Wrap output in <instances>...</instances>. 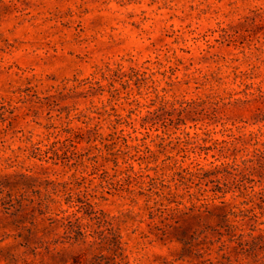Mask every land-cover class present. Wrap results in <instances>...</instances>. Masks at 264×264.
I'll list each match as a JSON object with an SVG mask.
<instances>
[{"label": "rangeland", "instance_id": "374dc122", "mask_svg": "<svg viewBox=\"0 0 264 264\" xmlns=\"http://www.w3.org/2000/svg\"><path fill=\"white\" fill-rule=\"evenodd\" d=\"M0 264H264V0H0Z\"/></svg>", "mask_w": 264, "mask_h": 264}]
</instances>
